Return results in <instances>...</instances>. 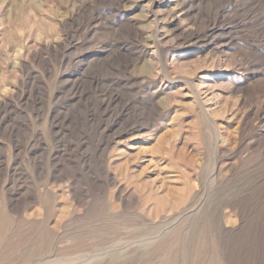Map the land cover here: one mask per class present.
<instances>
[{
  "label": "rangeland",
  "instance_id": "rangeland-1",
  "mask_svg": "<svg viewBox=\"0 0 264 264\" xmlns=\"http://www.w3.org/2000/svg\"><path fill=\"white\" fill-rule=\"evenodd\" d=\"M0 264H264V0H0Z\"/></svg>",
  "mask_w": 264,
  "mask_h": 264
},
{
  "label": "bare ground",
  "instance_id": "bare-ground-1",
  "mask_svg": "<svg viewBox=\"0 0 264 264\" xmlns=\"http://www.w3.org/2000/svg\"><path fill=\"white\" fill-rule=\"evenodd\" d=\"M144 242V241H143ZM119 244V243H118ZM126 248V247H125Z\"/></svg>",
  "mask_w": 264,
  "mask_h": 264
}]
</instances>
